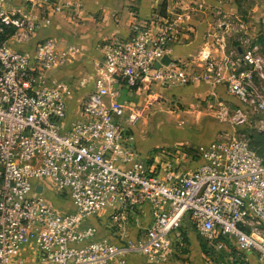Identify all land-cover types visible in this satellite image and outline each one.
I'll list each match as a JSON object with an SVG mask.
<instances>
[{"label":"built area","instance_id":"built-area-1","mask_svg":"<svg viewBox=\"0 0 264 264\" xmlns=\"http://www.w3.org/2000/svg\"><path fill=\"white\" fill-rule=\"evenodd\" d=\"M25 1L23 9L0 0V264H25V249L38 264H128L135 255L163 264L186 219L215 246L232 242L244 263L264 264V155L247 133L264 134V44L246 24L219 23V47L227 35L236 44L221 59L202 54L200 67L188 69L161 62L173 38L167 16L134 20L127 36L102 44L93 72L76 83L91 82L92 90L69 113L74 85L54 71L76 48L37 32L57 10L78 15L86 0ZM193 82L234 100L211 105L226 129L196 147L201 163L192 171L140 158L134 128L144 109L122 90ZM49 185L71 209L46 197ZM146 209L151 220L133 239L98 238L89 222L106 214L123 231L130 214L138 219Z\"/></svg>","mask_w":264,"mask_h":264},{"label":"crops","instance_id":"crops-1","mask_svg":"<svg viewBox=\"0 0 264 264\" xmlns=\"http://www.w3.org/2000/svg\"><path fill=\"white\" fill-rule=\"evenodd\" d=\"M9 1L12 6L23 9L26 8L25 6L27 2L25 0ZM124 1L125 0H88L87 2H84L78 15L68 14L64 10H57L53 15L52 23L47 27L39 28L37 38L43 37L44 35H52L57 40L60 47L74 46L76 48L79 44H87L91 45V49H93L96 46L97 41L100 39L113 36H127L130 31L131 22L152 16L151 10L153 0H127L125 4ZM201 1L209 3V6H214V8L209 10L208 13L204 12L202 21L200 22L198 21L197 23H194L193 21V23L190 24V21L194 19V16L192 15L187 16L189 19L185 20H179L177 17L173 18L167 16L173 26V38L168 44V56L172 61L184 63L187 65L188 69H196L195 64L197 61H202V54L206 53L217 59L223 58L226 53L228 54L232 45L236 44L234 38L231 37V35H227L226 46L225 49L222 50L219 47L217 38H215L218 32L215 34L216 28L212 26V22H215V20H219V22L222 20L223 22H228L227 20H229L232 28H234L233 23H235V21L232 19L238 18L243 10V8L239 6L237 2H233V0ZM201 1L199 0V2ZM252 1L251 9L247 8L249 17L247 16L246 23H244L247 26L248 32L256 36L261 44H264V25L262 24V19L264 18V0ZM125 6H127V10ZM107 8L113 10L112 15L113 12L117 13L114 14L116 21H113L109 17ZM72 18H79L81 23H74ZM223 22H221L222 29L225 26ZM206 36H211V40L208 39V43L207 39H205ZM101 46L97 47L99 53L93 56L89 65H85V62V64L78 62L79 55L75 54L65 65L54 71L55 75L59 79L73 84L74 88L72 87V90L85 91L87 95L92 90V83L90 82L84 88H78L76 83L79 78L93 72L92 61L95 57L101 54ZM95 53L94 50L91 54L93 55ZM183 60H185V62ZM173 96L175 97L173 99H175L176 102H185L191 106L190 109L175 114L178 120L174 127L188 131H203L207 130L208 127L219 125V122L214 121L215 117L213 116L211 105L214 106L220 101L230 104L234 103V100L222 88L214 89L202 82H193L186 86L170 87H162L159 84H153L150 86L149 90H122L123 99L131 101L137 104L138 107L144 109L142 118L144 117L145 112L150 109V106L153 105V102H159L160 100H163L164 97L172 99ZM69 99L70 97L67 99V109L69 113H72L75 112L78 107L72 108ZM134 133L136 135V145L140 158L160 165L163 164L164 161H171L173 165L175 163L177 173L192 171L198 167L201 160L195 154L196 147L207 144L213 139L210 138L206 141L198 142L192 147V151L185 150L184 152L174 153L170 148L165 151L167 155L170 153L173 157L172 160H169L168 156L163 157L160 153H150V150H148L150 145L147 143L143 142V144H141L142 142H140L141 140H139L137 136V125L134 128ZM251 139H254L253 134H251ZM163 158L165 160H162ZM61 196L62 195L59 194L54 195L53 201H55L58 206L62 207V211L71 209L72 203L69 198L65 194H63L65 198ZM150 214L149 209H146L138 219L130 214L126 228L123 231L120 228L118 229V227L111 226L112 222L106 214L99 217L97 221L90 220L89 222L97 225L96 237H105L111 242H117L122 238H135L138 234V230L149 224L151 220ZM182 227L187 232V237H190L186 240V242H189L188 247H194V249L188 251L184 250L183 252L177 250V246L180 245L179 243L186 245L180 232L177 230L172 234L174 240L172 241L170 257L168 261L163 264H210L206 249H201V247L198 246V241L195 240L194 234L191 231L193 228L187 219L184 220ZM212 245L215 247V243H212ZM24 256L27 257L25 264H38L31 259L28 249L24 250ZM128 264L151 263L147 262L144 257L135 255L129 257Z\"/></svg>","mask_w":264,"mask_h":264},{"label":"rangeland","instance_id":"rangeland-1","mask_svg":"<svg viewBox=\"0 0 264 264\" xmlns=\"http://www.w3.org/2000/svg\"><path fill=\"white\" fill-rule=\"evenodd\" d=\"M87 1L88 0H86V2ZM126 2L127 0L124 1V4ZM233 2H237L238 5L243 8V10L241 11L242 13L239 14V17L232 19L233 21H235V23H233L234 24L233 27L235 28L238 26L237 23L240 21L246 23V19L249 14L247 10L251 9L252 7L251 2L253 1L233 0ZM125 8L127 10V6H125ZM213 8L214 6H209V3L203 1L199 2V0H153L151 13L152 16L154 14H157L159 16H170L173 18L177 17L179 20L189 19L187 16L192 15L194 16V19L190 21V24H192L193 21L194 23H197L198 21L199 22L202 21L204 12L208 13L209 10H212ZM110 9L111 8H107L109 12V17L114 21L115 20L114 14L117 13L113 12L112 15L113 10ZM72 19L74 23H81L79 18H72ZM227 21L230 23L229 20ZM221 22H223V20L220 22L219 20H215V22H212V26L216 28L215 34L219 30L218 24L219 23L221 24ZM116 37H120V36H116ZM109 38L98 40L96 46L93 49H91V45H87V44L77 45L76 54L79 55V59L77 61L82 63L85 62L86 63V64L84 63L85 65H89L90 60L93 58V56L99 53V49L97 47H100L105 42V40ZM210 38L211 36L208 37L206 36L205 39H207V43H208V39ZM94 50L96 53L92 55L91 53ZM183 61L185 62V60ZM200 65H201L200 61H197L195 68L200 67ZM85 95H86L85 91L71 89L69 94L70 97L69 100L72 105V108L79 107ZM173 98L175 97L173 96L172 99L164 97V99L160 100L159 102H153L152 103L153 105L150 106V109L145 112L144 117L137 123V136L139 140H141L140 141L142 142L141 144H143V142L147 143L148 145H150L148 149L150 150V153L153 152L160 153L161 156L163 155V157L168 156L169 160H172L173 157L170 153L167 155L165 152L166 150L171 148L174 153L184 152L185 150L192 151L193 150L192 147L196 145L198 142L206 141L210 138H216L221 130L226 129V126H223L219 123H218L219 125H215V127H208L207 130H203V131L201 130L188 131V130L177 129V127H174L178 120L175 114L184 111L186 109H190L191 106L185 102L183 103L176 102L175 99ZM214 121L217 120L214 119ZM169 124H173V125H169ZM247 133L253 134L254 139L251 141L253 147L257 148V150L262 155H264V134H260L254 129H248ZM187 143L190 145H188ZM162 160L165 159L163 158ZM56 194H58L57 191L52 187L50 190L47 191L46 194V197L50 199L55 205H57V203L53 201V196ZM61 197L65 198V196L63 195ZM58 207L59 209L62 208L61 206ZM178 231L180 232L186 245L179 243L180 245L177 246V250L180 252H183L184 250L188 251L190 249L193 250L194 247L189 248L188 247L189 242L188 241L186 242V240L190 238L187 237L186 235L187 232L183 229V227H180ZM191 231L194 234L195 240L198 241V246L201 247V249H206V252L208 253V258L210 260V264H246L242 260V254H240V252L232 242L227 241L224 247L223 246L214 247L212 243L214 244L215 239H213L211 243H208V241L204 237L197 234L194 229H191Z\"/></svg>","mask_w":264,"mask_h":264},{"label":"water","instance_id":"water-1","mask_svg":"<svg viewBox=\"0 0 264 264\" xmlns=\"http://www.w3.org/2000/svg\"><path fill=\"white\" fill-rule=\"evenodd\" d=\"M170 61H171V58H170L168 55H165V56L162 58V60H161V62H162L163 64H165V65L168 64ZM155 66L158 67V66H159V63L157 62V63L155 64ZM37 190L40 191V190H41V187L38 186V187H37Z\"/></svg>","mask_w":264,"mask_h":264}]
</instances>
